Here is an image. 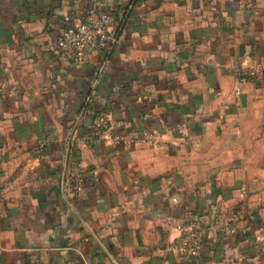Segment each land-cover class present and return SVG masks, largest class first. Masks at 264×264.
Segmentation results:
<instances>
[{
	"label": "crops",
	"instance_id": "obj_1",
	"mask_svg": "<svg viewBox=\"0 0 264 264\" xmlns=\"http://www.w3.org/2000/svg\"><path fill=\"white\" fill-rule=\"evenodd\" d=\"M103 2L116 41L75 62L50 46L93 0H0V264H264V72L237 75L264 0ZM193 219L198 253L168 250Z\"/></svg>",
	"mask_w": 264,
	"mask_h": 264
},
{
	"label": "built area",
	"instance_id": "obj_2",
	"mask_svg": "<svg viewBox=\"0 0 264 264\" xmlns=\"http://www.w3.org/2000/svg\"><path fill=\"white\" fill-rule=\"evenodd\" d=\"M115 18L108 9L104 7L103 0H93L87 8L82 18L67 25L57 37L56 44L50 48L55 52L62 53L65 57L75 62L86 61L94 51L101 48L105 43L116 41ZM264 72V63L259 66H249L240 68L237 71L238 80L245 81L255 78L258 73ZM237 91L239 88L237 87ZM89 124V138H104V133L109 129L108 112H91ZM123 135L114 134L113 138L118 140ZM147 139L151 145H158L157 135L154 133L135 134L133 139ZM43 145L42 140H38L29 150L30 156L39 154ZM89 172L82 166L80 161L70 162L65 174L64 185L70 192H78L88 178ZM2 185L0 184V193ZM176 200V196H174ZM202 236V224L198 219H193L179 227V234L167 241L166 248L174 253L194 256L198 253ZM264 252V244L261 246ZM99 264V263H92Z\"/></svg>",
	"mask_w": 264,
	"mask_h": 264
}]
</instances>
